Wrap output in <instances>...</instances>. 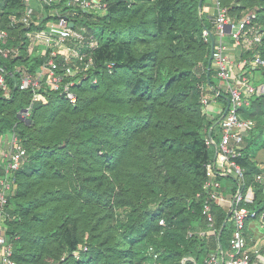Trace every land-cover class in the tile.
Instances as JSON below:
<instances>
[{
	"label": "trees",
	"instance_id": "obj_1",
	"mask_svg": "<svg viewBox=\"0 0 264 264\" xmlns=\"http://www.w3.org/2000/svg\"><path fill=\"white\" fill-rule=\"evenodd\" d=\"M208 2L111 0L109 13L92 20L99 33L111 32L96 52L98 81L78 84L76 104L50 92L24 118L32 93L8 77L13 92L7 98L0 89V139L15 131L27 149L5 207L17 264H207L220 241L228 248L232 223L219 204L212 212L219 231L225 224L220 240L219 232L189 235L207 226L197 194L214 157L206 136L215 121L200 100L201 85L217 79L213 66L208 73L211 44L203 36L212 27ZM221 3L234 16L257 9L264 26V0ZM20 9L21 0H4L0 27L10 30L9 43L19 32L9 14ZM258 51L264 57V37ZM18 62L0 57L12 71ZM251 71L254 83L264 81V67ZM242 112L255 120L238 158L250 183L264 170L257 159L264 95ZM255 187L262 201L264 186Z\"/></svg>",
	"mask_w": 264,
	"mask_h": 264
},
{
	"label": "built area",
	"instance_id": "obj_2",
	"mask_svg": "<svg viewBox=\"0 0 264 264\" xmlns=\"http://www.w3.org/2000/svg\"><path fill=\"white\" fill-rule=\"evenodd\" d=\"M22 9L9 14V23L16 28L18 40L9 43L10 30L0 27V57L20 60L14 70L0 63V89L7 98L12 96L8 77L20 90H29L32 99L21 115L26 118L33 103L45 100L50 92H57L70 103L79 99L77 86L81 82L96 83V52L105 40L92 20L110 11L111 0H21ZM215 11L212 27H205L203 36L211 44L212 63L216 70L215 84L201 85L202 110L215 124L209 129L206 143L214 149L213 159L207 163L206 178L197 196L204 197L202 213L207 226L189 231V235L206 237L219 232L212 212L213 204L221 205L227 213L225 222L232 223L230 247H219L206 258L207 264H253L259 249L248 246L246 228L249 221L258 220L264 228V207L261 211L250 206V193L255 183L264 186V170L256 173L248 183L246 171L238 158L242 155L245 136L255 120L243 115L242 108L252 98L264 95V81L254 83L252 69L264 67V57L258 51L264 37V26L258 21L257 9L244 7L235 16L221 0H211ZM4 0H0V15ZM1 18V16H0ZM74 22V25H71ZM253 50L252 55L242 52ZM40 59L32 68L34 58ZM114 62L107 61L110 73ZM220 97L226 99L219 104ZM214 104L216 107H214ZM11 148L0 176V264H17L13 244L6 235L5 207L14 191L16 171L27 157V149L18 134H10ZM164 224V220H160Z\"/></svg>",
	"mask_w": 264,
	"mask_h": 264
},
{
	"label": "crops",
	"instance_id": "obj_3",
	"mask_svg": "<svg viewBox=\"0 0 264 264\" xmlns=\"http://www.w3.org/2000/svg\"><path fill=\"white\" fill-rule=\"evenodd\" d=\"M207 10H209L210 12H214L215 11V6L212 2H208L207 6H206ZM254 74H251V76H253ZM214 106L216 107V105L214 104ZM11 148V143H10V134L7 136V139H3L0 141V169H3V166L5 165V163L7 162L8 158H7V154L9 153ZM257 159L262 163H264V150H261L257 153ZM264 194V190H262V192ZM250 201H249V205L253 206L254 205L256 207L258 206H262L264 207V196H263V200L259 201V193H257L256 188H254V192L250 193ZM246 236H247V240H248V246L250 249L255 250V249H259L260 251V255L258 256V258H255L253 261V264H264V228H262L259 224V221L256 220H252L248 222L247 228H246ZM222 247V246H221ZM230 244L228 246V248L223 249L225 251L229 250Z\"/></svg>",
	"mask_w": 264,
	"mask_h": 264
},
{
	"label": "rangeland",
	"instance_id": "obj_4",
	"mask_svg": "<svg viewBox=\"0 0 264 264\" xmlns=\"http://www.w3.org/2000/svg\"><path fill=\"white\" fill-rule=\"evenodd\" d=\"M203 8L206 9L205 6H204ZM209 10H212V9H209ZM110 34H111V32H110L108 29H106V30L104 31V33H103L104 39H106L108 36H110ZM141 48H144V47H141ZM261 77H263V76L259 74V76L257 75V77H255V78H256V80H257V79H260ZM214 107H215V106H214ZM7 136H8V135H7ZM7 136L4 137V138H1L0 141L3 140V139H7ZM75 253H76L77 255H79V252H78V251H76Z\"/></svg>",
	"mask_w": 264,
	"mask_h": 264
},
{
	"label": "water",
	"instance_id": "obj_5",
	"mask_svg": "<svg viewBox=\"0 0 264 264\" xmlns=\"http://www.w3.org/2000/svg\"><path fill=\"white\" fill-rule=\"evenodd\" d=\"M202 3H203V0H200V7L202 6ZM71 25H74V22H71ZM211 63H212V54H211L210 61H209V65H208V73H209V71L211 69ZM224 225H223V227H224ZM223 227L221 228L220 233H219V240L221 238V232L223 230ZM220 245H221V241H220Z\"/></svg>",
	"mask_w": 264,
	"mask_h": 264
}]
</instances>
